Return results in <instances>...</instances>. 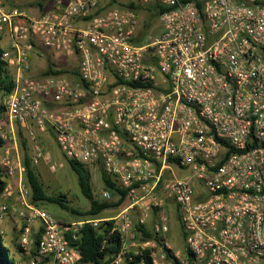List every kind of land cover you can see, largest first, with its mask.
Segmentation results:
<instances>
[{
  "label": "built area",
  "instance_id": "2783aa9c",
  "mask_svg": "<svg viewBox=\"0 0 264 264\" xmlns=\"http://www.w3.org/2000/svg\"><path fill=\"white\" fill-rule=\"evenodd\" d=\"M11 1L0 0V35L10 42L0 58L13 81L1 97L0 228L14 216V264H79L84 226L108 221L101 248L118 239L109 264L133 255L264 264V0H158L169 9L155 34L117 4L53 0L29 17ZM36 41L74 55L77 78L28 75ZM16 124L34 141L32 163L61 166L35 142L33 129H50L65 157L101 166L125 192L118 213L64 222L33 202ZM172 210L183 248L168 241ZM147 226L153 236L143 239Z\"/></svg>",
  "mask_w": 264,
  "mask_h": 264
},
{
  "label": "trees",
  "instance_id": "16d2710c",
  "mask_svg": "<svg viewBox=\"0 0 264 264\" xmlns=\"http://www.w3.org/2000/svg\"><path fill=\"white\" fill-rule=\"evenodd\" d=\"M117 4L122 8H128L136 11L138 14L140 11L146 13V20L143 21L141 33L145 32L148 28V19L157 17L161 12L168 10L169 7L161 5L158 0H151L148 3H139L135 0H109L107 5ZM2 49L0 47V57L2 54ZM67 73L73 79L77 78L78 71L77 65L74 64L70 67L64 68H54L53 63L50 60H47V66L44 72L41 75H52V74H61ZM135 84V83H134ZM13 88V81L11 75L9 74L8 67L5 62L0 58V119L3 117L4 107L1 103V96L11 91ZM2 140L0 139V145ZM21 148L23 150V165L25 167V182L30 187L32 192V201L41 206V202L44 200L56 202L60 207L67 209L77 215H89L97 216L103 210L111 206H119L120 202L124 198V190L120 189L116 181L108 175L101 166H99L101 172V180L104 187L110 191L114 192L117 200L114 203H109L106 201H97L94 198V194L91 188V173L89 166L81 164L67 157L66 160L74 170L77 176V182L80 188L81 193L89 200V208L86 211H79L75 208L67 205L59 196H49L46 194L43 183L39 179L38 174L36 173L33 164L31 162L30 156L27 151L26 140L23 137L20 141ZM6 181L4 179V173L0 169V193L4 189ZM111 222L100 224L97 227H92L90 225H85L81 238H80V251H81V260L79 264H109L112 260V254L116 252L118 248V239L117 235L113 234L109 237L107 243L103 249L101 245L105 234L107 233ZM181 228V227H180ZM182 238H184V231L181 228ZM153 233L149 227H144L143 229V239L152 237ZM38 238V237H37ZM141 259L143 264H151L150 260L146 256L142 255H133L132 259L127 264H138ZM0 264H14V260L10 254L9 247L5 244L2 234L0 233Z\"/></svg>",
  "mask_w": 264,
  "mask_h": 264
},
{
  "label": "rangeland",
  "instance_id": "374dc122",
  "mask_svg": "<svg viewBox=\"0 0 264 264\" xmlns=\"http://www.w3.org/2000/svg\"><path fill=\"white\" fill-rule=\"evenodd\" d=\"M100 4H102L105 7L111 6L107 5V2L109 0H98ZM123 1V0H120ZM114 5V4H112ZM139 15L143 21L146 20V13L144 11H140ZM148 34H155L159 30L157 17H153L148 19ZM16 129V140L18 143V153L23 159V150L21 148L20 141L24 137L27 144V151L30 156L31 153V147L33 144V140H31L26 133L19 125H15ZM33 133L35 135V142H37L39 145L43 147L45 151H48L52 157V161L56 163H61V166H58L57 169L53 172L49 171L47 165L41 161L37 163H32L33 167L38 174L39 179L43 183L44 190L47 195L49 196H59L62 201H64L67 205H69L72 208H75L79 211H86L89 208V200L81 193L78 182H77V176L74 170L71 168L69 163L67 162L63 152L61 151L60 147L58 146L56 140H55V134L52 130L47 129L44 132L39 131L36 129H33ZM2 145V144H1ZM0 145V148H1ZM90 173H91V188L94 194V198L97 201H106L109 203H114L117 200V197L114 192H110V198L107 200L102 199L101 193L103 190H107L101 180V172L99 167H89ZM177 174H185L186 171H181L180 169H176ZM172 206V205H171ZM41 207H43L49 214H51L53 217L60 221H72V220H80V219H87V218H103V217H111L118 213L120 210V207L118 206H111L103 210L99 215L97 216H89V215H77L67 209H64L60 207V205L56 202L47 201L44 200L41 202ZM12 220V221H11ZM14 216L13 215H7L1 228L0 233L2 234V238L5 242V231L3 229V226L5 225H12L13 229L11 232V242L7 245L14 246L15 242V229L16 225L14 222ZM150 220L148 222L150 226ZM147 226V227H149ZM150 228V227H149ZM17 232V230H16ZM169 243L174 248H183L184 247V241L181 234V228L179 226V222L176 217V213L174 210L171 211L170 214V229L169 233L167 235ZM15 252L18 250L15 246V249H13ZM10 254L14 260V263L17 261H20L22 259L19 258L20 254L15 257L14 252ZM19 258V259H18Z\"/></svg>",
  "mask_w": 264,
  "mask_h": 264
},
{
  "label": "crops",
  "instance_id": "0c3cea01",
  "mask_svg": "<svg viewBox=\"0 0 264 264\" xmlns=\"http://www.w3.org/2000/svg\"><path fill=\"white\" fill-rule=\"evenodd\" d=\"M52 1L53 0H18L16 5L20 9H22L25 12V14L28 15L29 17H36L43 11L44 8L50 5ZM5 2L9 5H13V2L11 0H5ZM0 47L2 50L10 49L9 37L5 32L0 35ZM47 60H50L51 63H53L54 68H64L67 66L70 67L77 63V58L74 55L67 56L63 53L55 52L53 50L43 47L40 44V42L36 41L34 43L33 53L30 57V68L28 69L27 74L30 76L41 75L46 69ZM8 71L9 74L11 75L12 70L8 69ZM3 229L5 231V236H6L4 237L5 244L7 245V243L9 244L12 239L11 232L13 226L6 225L5 223ZM14 230L16 237L15 242H13L14 246L12 245H7V246L9 247L11 253L14 252V256L17 257L19 255V252L18 250L15 252L13 249H15V246L17 248L18 233L16 232L17 229H15V227Z\"/></svg>",
  "mask_w": 264,
  "mask_h": 264
}]
</instances>
